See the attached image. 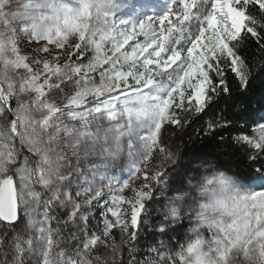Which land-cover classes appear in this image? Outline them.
<instances>
[{
  "label": "snow or ice",
  "instance_id": "6c2138e0",
  "mask_svg": "<svg viewBox=\"0 0 264 264\" xmlns=\"http://www.w3.org/2000/svg\"><path fill=\"white\" fill-rule=\"evenodd\" d=\"M250 40L264 0H0V264H264ZM192 115L220 151L165 143Z\"/></svg>",
  "mask_w": 264,
  "mask_h": 264
},
{
  "label": "trees",
  "instance_id": "16d2710c",
  "mask_svg": "<svg viewBox=\"0 0 264 264\" xmlns=\"http://www.w3.org/2000/svg\"><path fill=\"white\" fill-rule=\"evenodd\" d=\"M242 54L252 61L257 67L261 61H264V54L259 51L258 45L254 40L246 41L241 45ZM248 96L255 100L264 98V76H258L252 83ZM259 106V105H255ZM191 123L185 127L182 131L174 127L168 126L167 131L163 132V138L166 144L171 145L173 148L179 147L184 153H197L201 155L220 151L216 145H214L211 139L201 133L202 128H206V121L209 117L200 118L196 115L190 117ZM223 165L230 166L232 170L246 172L247 166L242 161L238 154L228 155L223 154L219 157ZM223 170V169H219ZM162 207V205H159ZM155 220L152 219V225L155 224ZM159 239H169V237H160L155 235L151 228H147L145 232V238L142 241L143 247H147L148 244L154 243Z\"/></svg>",
  "mask_w": 264,
  "mask_h": 264
},
{
  "label": "rangeland",
  "instance_id": "374dc122",
  "mask_svg": "<svg viewBox=\"0 0 264 264\" xmlns=\"http://www.w3.org/2000/svg\"><path fill=\"white\" fill-rule=\"evenodd\" d=\"M150 3L152 4L153 7H155L157 10H159L162 6H163V0H150ZM132 10L131 9H122L120 14H126V13H130ZM158 208H160L159 205H157ZM157 216L156 212H153L151 214V217H155ZM149 218V225H152V218ZM151 228V227H149ZM152 229V228H151Z\"/></svg>",
  "mask_w": 264,
  "mask_h": 264
}]
</instances>
